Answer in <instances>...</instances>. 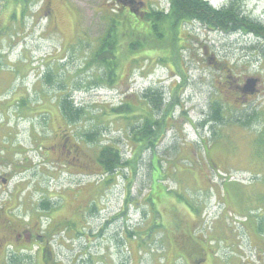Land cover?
Here are the masks:
<instances>
[{"label": "rangeland", "instance_id": "obj_1", "mask_svg": "<svg viewBox=\"0 0 264 264\" xmlns=\"http://www.w3.org/2000/svg\"><path fill=\"white\" fill-rule=\"evenodd\" d=\"M139 1L173 13L172 0ZM201 1L216 11L236 4L237 20L264 27V0ZM8 2L0 0V100L14 103L5 111L0 102V143L9 148L12 141L32 167L16 178L24 181L17 187L48 192L83 183L60 163L48 164L56 158L50 147L67 133L92 160L86 199L100 207L96 220L118 217L111 225L116 239L108 243L112 264H131V254L137 259L119 236L133 226L138 231L141 222L151 223L155 240L144 244L140 264H157V258L159 264H188L180 248L163 257L164 243H173L183 228L203 243L206 264H264V236L256 230L264 215V37L243 36L244 26L176 25L173 17L179 42L167 51V36L138 46L141 39L122 16L123 8L136 6L128 1L123 7L116 0ZM150 50L151 58L126 61ZM236 85L256 97L239 105ZM160 94L162 113L149 103L159 104ZM20 106L31 112L21 115ZM64 108L75 115L79 110L80 119L65 120ZM215 114L222 119L211 121ZM148 116L162 126L154 131L153 149L139 150L134 138ZM86 133L96 138L85 141ZM39 142L48 147L45 165ZM105 146L120 152L112 174L97 163Z\"/></svg>", "mask_w": 264, "mask_h": 264}, {"label": "flooded vegetation", "instance_id": "obj_2", "mask_svg": "<svg viewBox=\"0 0 264 264\" xmlns=\"http://www.w3.org/2000/svg\"><path fill=\"white\" fill-rule=\"evenodd\" d=\"M116 1L122 7L126 1L130 5L137 6L122 9V16L126 17L127 25L137 30H144L149 36L173 34L175 26L170 21V15H167L171 14L170 10L158 11V8L152 7V3L145 4L139 0ZM50 6L51 3H47L45 15L51 14ZM245 25L241 26L249 30L248 24L245 23ZM181 27L183 30L184 26ZM238 27L240 26H236V29ZM249 31L243 36L246 37L248 33L256 35L253 27ZM162 56L158 54L157 58L163 59ZM248 78L259 81L257 76ZM236 91L237 101L239 105L242 103L241 106H244L247 100L256 97V95H245L243 88H239L238 85H236ZM0 102L5 105V111L14 103L13 99L9 102V98L1 99ZM26 107L18 108L23 116L28 110L31 112V108ZM6 123L8 124L9 121ZM39 143L36 149L41 152L42 165L47 163L44 159L47 160L52 155L51 152L56 153V158H50L48 164L54 166L56 162L60 163L66 169V173L76 179L77 177L83 179V183L68 185V187L61 186L58 189L52 188L48 192L47 188L40 191L36 186L30 191L27 188H19L17 185L24 181L19 179L15 182L16 178L32 168L25 164L28 161L27 154L25 153L24 157H18L17 155L23 150L17 149L12 141L10 143L12 147L9 148L3 147L0 143V264H112V258L107 257L111 248L108 243L116 239L111 235V225L118 222V217L97 221L100 207L96 204L91 205V199H86L88 195L86 186L94 174L91 158L80 150L77 142L67 133H63L52 144L50 155L48 147ZM72 170H77L78 173L73 175L70 173ZM34 192H41L42 197L34 200L32 198ZM139 224L138 231L135 230L136 226H133L132 230L129 231L128 228L122 236H119V239L126 242L127 250L132 248L131 253L137 257L133 262L131 254V264H140L138 257L144 254V244L150 246L155 240L151 227L144 225L143 222ZM164 245L163 257L170 250L179 247L181 259L186 260L188 264L208 262L203 243L193 241L185 228L178 233L173 243H164ZM156 261L157 264L160 263L158 258Z\"/></svg>", "mask_w": 264, "mask_h": 264}, {"label": "trees", "instance_id": "obj_3", "mask_svg": "<svg viewBox=\"0 0 264 264\" xmlns=\"http://www.w3.org/2000/svg\"><path fill=\"white\" fill-rule=\"evenodd\" d=\"M5 1L13 2L14 5H17V6L25 7L28 0H5ZM235 5L236 4H232V6L227 8V9L215 11V10L211 9L206 2H203L201 0H172V11H173V13L171 12L172 15H170V14L169 15L172 19L174 17L173 20L175 21L176 25H178V24L181 25L182 23L184 24L188 20V21H192V22H197V23L201 24L202 27L204 26L205 28H208V29H217V30H222V31H235L236 26L245 25V23H246V22H244V20L243 21L237 20L236 15H234L235 12L232 9V8H234ZM175 14H176V16H175ZM125 24L127 25V19H125ZM249 24H250V28L251 27L254 28V30L256 32V35H255L256 37H258V38L260 36L264 37V27L262 28V27H259L257 25H253L251 23H249ZM250 28H249V30H250ZM249 30H246L245 32H250ZM130 32L132 35L137 36V38L141 39L139 42V45H138L140 47H144V46L149 45L148 44L150 42L149 40L152 37H154L153 35L149 36L144 30L135 29V30L130 31ZM158 37L159 36L155 34L154 40H157ZM172 42H173L174 46H175V43L179 42L176 28L173 32V37L169 40V35H168L164 39V41L162 42L163 46L165 47V49L167 51H169V45L171 46ZM129 51H131L130 48H129ZM153 52H155V51H153ZM153 52H152V50H150V51H147V52H144L141 54H136V55L131 54V56L129 58H126V61L130 62L133 60H137L139 55L145 56L146 58H151L154 54ZM105 61L106 60H104L103 62L105 63ZM109 74H107L106 77H108ZM111 78L113 79V76ZM156 99H158V101L160 102L159 104L156 102L155 99L150 100V102L148 100V102L152 105L153 108H158L160 113H162L163 109H162V104H161L162 103L161 94L159 95V98H156ZM71 109L73 110L72 107H71ZM168 112H170V107L165 112L164 117H166L168 115ZM212 112H213V109L211 110V115H212ZM64 113H65V117H67V118H65V120H67L70 123H73L75 117H77V120L80 119L79 115H77V113H79V110H77V113L75 115V113L74 114H73V112L69 113L68 110L66 108H64ZM149 116L144 117L145 121L142 122V124H141V135L138 138H134L135 143H137L139 148H140L139 150L147 149L150 151L153 149V147L155 146V144L153 142L154 141L153 138L156 136L154 131L160 125L162 126V122H153L150 120ZM247 117H248V119L250 118V116H247ZM221 119H222V117L219 116V118H217L216 114H215V116L213 115L211 117V121L212 120L217 121V120H221ZM152 127L154 128V130L152 129ZM81 137L84 138L85 141L90 142L92 140V138H93V140H94V138H96V134H87L86 133V134L82 135ZM119 156H120V152L118 149H115L114 147H110V146H105L103 148V150L100 151V153L97 157V163L101 166L102 171L105 174H112L115 171V168L118 167V165H119V158H118ZM126 165L128 166L129 162H127ZM146 225L151 227L150 222H148V224H146ZM256 230L259 233V235L264 236V215H263V217H261L259 219V221H256ZM177 248H179V247H177Z\"/></svg>", "mask_w": 264, "mask_h": 264}, {"label": "bare ground", "instance_id": "obj_4", "mask_svg": "<svg viewBox=\"0 0 264 264\" xmlns=\"http://www.w3.org/2000/svg\"><path fill=\"white\" fill-rule=\"evenodd\" d=\"M250 37H252L254 40L258 39V37H256L255 35H252L251 33H250ZM202 125H203V123H202Z\"/></svg>", "mask_w": 264, "mask_h": 264}, {"label": "water", "instance_id": "obj_5", "mask_svg": "<svg viewBox=\"0 0 264 264\" xmlns=\"http://www.w3.org/2000/svg\"><path fill=\"white\" fill-rule=\"evenodd\" d=\"M247 86H249V81H247Z\"/></svg>", "mask_w": 264, "mask_h": 264}]
</instances>
